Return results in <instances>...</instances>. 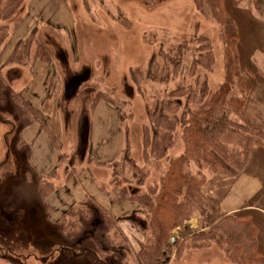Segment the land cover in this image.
<instances>
[{"label":"rangeland","instance_id":"obj_1","mask_svg":"<svg viewBox=\"0 0 264 264\" xmlns=\"http://www.w3.org/2000/svg\"><path fill=\"white\" fill-rule=\"evenodd\" d=\"M6 2L0 0V11ZM195 3L196 0L22 2L18 11L21 25L16 35L8 39L1 61L18 41L31 35L48 51L51 47L53 49L50 38H56L67 53L54 45L55 53L59 57L65 54L66 61L70 60L72 67L79 72L67 73L68 79L77 77L65 91L64 96L68 98L61 99L64 87L60 80L64 74L60 77L57 73L52 78L47 64L44 66L37 62L31 72L22 69L24 73L13 65L5 67L1 64L0 264H135L139 245L152 242L145 222L148 216H145L139 203L114 201L116 193L113 186L116 182V189L121 187L122 178L112 179L110 168L95 165L90 159L106 164L116 163L127 146L128 156L144 171V177L137 183L133 177L134 171L128 166L124 175L129 178L133 191L142 194L158 181L168 163L180 156L183 145L178 139L166 160L145 158L142 136L144 127L148 126L149 113L171 92L186 89L199 95L203 85L213 92L225 83L226 45L221 28L215 19L200 14ZM223 3L237 27L239 69L250 89L244 111L264 132V13L256 11L253 0H223ZM52 25L57 28L54 29ZM12 26L9 22V27ZM200 40L206 42L201 45ZM209 48L214 57L211 69L198 67L191 70V62L204 56ZM47 79L49 82H45ZM75 83L80 84L79 90L77 97L71 98ZM29 84L34 89L29 88ZM20 89L28 102L43 108L44 117L48 119L45 122L49 135L62 148V153L68 155L59 174L61 179L54 181L57 191L48 200L52 211L50 217L46 213V206L40 204L37 196L38 183L45 175H39L31 166L30 146L21 145V135L28 133V129L35 125L24 126L22 123L20 109L14 101V94ZM86 89L104 95L107 101L103 102L109 108L98 119L97 142L91 151L87 147L91 134L89 112L88 117L84 113L77 120L75 115L66 120L64 108L69 106L73 114L79 110L80 97H86L83 94ZM48 94L50 100L46 97ZM233 94H237V90ZM185 101L184 97L181 98V110ZM91 105L92 101H89L87 108L90 110ZM79 121L82 125L76 128ZM100 132L102 135L107 133V137L102 139L103 144L98 143ZM222 141L230 149L238 147V139L231 132H226ZM259 148L254 157L252 152L255 147L252 149L249 161L253 158L264 160V148ZM67 163L83 173L79 175L77 172L74 177L82 186H75V180L63 179L66 178L63 171ZM60 165L56 166L55 171H59ZM224 172L206 173V182L202 187L203 194L216 201L219 207L220 200L228 193L230 197L231 189L235 187L234 179L220 178ZM87 181L92 184L90 189ZM236 184L248 188L245 181L238 180ZM83 186L87 188L86 191ZM83 194L82 200H71V195L80 197ZM235 195L233 204L252 208L236 215H248L257 225V248L264 255V191L255 195L254 199L247 195ZM98 198L108 206L99 205ZM87 199L115 218H122V212L133 209L131 212L135 211L145 226L142 228L127 222L119 224L118 230L125 236L126 246L121 238L109 236L108 241L104 242V231L100 232L99 224L94 227L86 224L87 227L81 232L67 236L54 222L63 215L72 220L68 211L85 204ZM79 208H76L78 211L74 212L75 215H83ZM183 226L169 234L168 243L180 248H172L166 264H231L216 246L192 249L183 245V228L187 229L188 235L199 231L200 221L197 217L189 219ZM118 243L120 246L115 247Z\"/></svg>","mask_w":264,"mask_h":264},{"label":"trees","instance_id":"obj_2","mask_svg":"<svg viewBox=\"0 0 264 264\" xmlns=\"http://www.w3.org/2000/svg\"><path fill=\"white\" fill-rule=\"evenodd\" d=\"M23 1L7 0L0 11V61L6 51L8 39L16 35L21 25L22 19L19 18L18 11ZM195 5L200 14L212 17L221 28L226 45L225 83L213 92L209 91L207 85H203L198 92L199 95L195 91L186 89L171 92L167 99L158 103L149 113L148 126L144 127L142 136L145 158L166 160L178 139L183 145L180 156L169 162L158 181L147 187L142 194L133 191L129 178L124 175L125 168L130 167L138 183L142 181L144 172L128 156L127 146L121 154V159L116 163L106 164L95 159L90 161L95 165L110 168L112 179L122 178L121 187L116 189V182L113 186V191L116 193L115 203L137 202L145 216H148L145 222L152 242L139 245V251L135 254V264L168 263L172 248L178 246L168 243L170 232L178 227H184L183 225L193 217L199 219L200 229L195 234L188 235L187 229L183 228L185 238L183 245L187 248L216 246L231 264H264V255L259 253L257 248L258 227L251 217L223 212L216 201L202 192L206 173L216 174L226 169L236 173L243 172L249 162L252 149L257 146L264 148V132L244 111L250 89L239 69V55L236 49L237 27L227 14L223 0H196ZM253 5L259 14L264 13V0H253ZM9 22L12 23V28L9 27ZM205 42L200 40L201 45ZM37 62L49 64L51 56L49 51L31 35L17 42L10 54L8 53L0 62V71L1 64L5 67L13 65L28 68L31 71ZM213 64L214 57L209 48L204 56L195 58L191 62L190 69L201 67L208 70ZM0 79L3 80L1 77ZM235 90L237 94H233ZM183 97L186 101L181 110ZM101 100L107 101L104 95L96 94L91 110H94ZM14 101L20 109L24 126L34 124L47 130L43 111L28 102L23 91L14 94ZM226 132H231L237 137V148L230 149L223 143L222 137ZM64 155L60 156L61 165L67 156ZM71 177L72 174L69 173L66 179ZM57 179H60L59 173L53 171L38 183V201L46 206L48 217L52 213L48 199L57 191L54 185ZM87 200L85 204L76 206V208L80 207L83 215H75L74 212L78 210L72 208L68 211L71 212L69 215L72 216V220L67 219L69 218L67 215H63L54 222L63 233H67V236H74L88 224L92 227L99 224L100 232L104 231L102 234L104 242H107L110 236V238H121L122 244L126 246L127 240L118 230L119 224L127 222L142 228L145 226V223L137 218L135 211L122 218H115L95 205L91 199ZM91 231L92 229L90 233ZM90 239L92 240L91 237ZM114 246L119 247L120 244Z\"/></svg>","mask_w":264,"mask_h":264},{"label":"crops","instance_id":"obj_3","mask_svg":"<svg viewBox=\"0 0 264 264\" xmlns=\"http://www.w3.org/2000/svg\"><path fill=\"white\" fill-rule=\"evenodd\" d=\"M51 27H53L54 29L57 28L53 25ZM50 40L53 44V49L51 47L52 50L51 49L49 50V52L51 51V53H50L51 63L47 64L49 66L48 69L50 70L49 73L51 74L52 78H54V76H56L57 73L60 74V77L64 74L60 81L63 84L64 89L66 87L68 88L71 86L70 84H73L75 81V80L74 81L72 80L71 82H68L67 81V80H69L68 74L69 73H75V72L78 73L79 71H77L76 69H74V67H72L70 60L66 61V55L65 54H63L59 57L55 53L54 50H56V48H58V49L64 48L62 46L61 42L59 40H56V38L55 39L50 38ZM54 45L56 48L54 47ZM64 51H66V50H64ZM66 53H67V51H66ZM55 60H57V62ZM45 65L46 64H44V66ZM55 65L58 66L59 68L56 69ZM14 68H17L21 71H23L22 69L29 70L28 68H21L20 69L17 66H14ZM44 68L46 69L47 67H44ZM23 73H24V71H23ZM45 82H49L48 79L45 80ZM28 86H29V88L34 87V86L31 87V84H29ZM22 90H24V89H22ZM20 91H21V89L18 90V92H20ZM31 92H33V91H31ZM35 92H36V90L34 91V93ZM62 94L63 95H62L61 99L62 98L63 99L68 98V96H64V95H66L64 90L62 91ZM95 96H96V94L94 93L88 100L93 102ZM46 97H47V99L50 100L49 94ZM53 98H55V97H53ZM53 98H52V100H53ZM88 103L89 102H86V103L83 102V103H81V105H83V106L85 105L84 107H82V109H83L82 114L84 115V113H86V115H87V112H89L90 118H91L90 145H89V143L87 144L88 150L91 151V150H93L94 145L97 142V134H98V130H99L98 119H99L100 115L105 113V111L109 108L105 105L103 100L99 101L96 104L94 110H90L89 108H87ZM39 108L43 109L42 107H39ZM64 108H65L66 120L69 117H71L72 115L76 116V120L78 117L81 116L80 109L77 110L73 114V112L70 111L69 106H64ZM44 114L45 113L43 111V118H45ZM87 117H88V115H87ZM45 120L46 121L48 120L47 117L45 118ZM81 125H82V122L79 121L76 125V128H78V126H81ZM103 137H107V133L102 135L100 132V138L101 139L100 140L98 139V143H101V144L104 143L102 141ZM21 145L30 146L29 161H30L31 166L36 170V173H38L39 175H45L44 177H47L53 171H55V169H57L56 166L60 165V156H61V154H63L62 148L56 143V141L55 142L53 141V139L51 138V136L49 135V132L47 130H43L37 125H35L34 127H31L30 129H28V133H26V134L23 133L21 135ZM259 149H260L259 147H255V149L252 152V157L255 156V153L259 152L258 151ZM253 154H254V156H253ZM101 162H103V161H101ZM103 163H105V162H103ZM67 166H68V163L66 164V169L63 172L66 174V176L69 173L72 174V177L69 178V180H71V182H74V180H75L74 177H75L77 172L79 175L83 174V173H80V171H79L80 169L78 170V169H75V168H72L69 166L67 167ZM59 167H60V169H59L58 173L60 174L61 169L63 167H62V165H60ZM263 171H264V160H257L255 158L251 159L248 162L245 170L241 173H236V172L234 173L232 170L226 169L225 172L223 174H221L220 178L222 180L223 179L225 180L228 178L234 179L235 187H233L231 189V196L230 197L228 196L229 195V193H228L220 200L219 204H220L221 210L227 214H239V213H243V212H247V211L252 210V208L248 207V206H239V205L233 204L232 200L236 196L235 194H241V196L247 195V196H250L252 199H254L255 195H257L259 192H263L264 191V173H263ZM63 179L65 180L66 178H63ZM238 180L239 181H245V183L248 185V188L244 187V186H239L238 184H236V182ZM87 184H88V189H90L92 184L89 181H87ZM78 185L82 186L78 180H75V186H78ZM236 186L239 188L238 190H237ZM83 187L86 191L87 188H85V186H83ZM81 192L84 193V191H81ZM83 197H84V194L80 197L79 196L74 197V195H71V200L73 202H77V201L82 200ZM100 199L101 198H98L97 200L100 201ZM100 203L101 204H99V205H101V206H105V207L108 206L105 201H100ZM132 210L133 209H131L129 211H124V212H122V215H126L127 213H131ZM125 228H127V227H125Z\"/></svg>","mask_w":264,"mask_h":264},{"label":"flooded vegetation","instance_id":"obj_4","mask_svg":"<svg viewBox=\"0 0 264 264\" xmlns=\"http://www.w3.org/2000/svg\"><path fill=\"white\" fill-rule=\"evenodd\" d=\"M77 76H72L71 78H69V80H67L68 82H71L72 80H75ZM79 86L80 84L76 83L74 84V86L72 87L73 90H72V93H71V98H76L77 97V92L79 90ZM71 87V86H70ZM91 90L92 89H86V91H84V95L86 96L85 98L84 97H80V102L83 103V102H89V98L94 94V93H91ZM67 91V87L64 89V92ZM70 97V96H69ZM85 106V105H84ZM83 105H80V114H82V107H84ZM81 122V121H80Z\"/></svg>","mask_w":264,"mask_h":264}]
</instances>
